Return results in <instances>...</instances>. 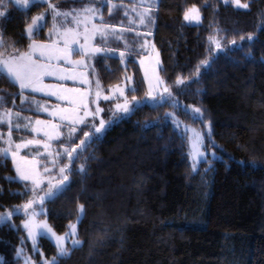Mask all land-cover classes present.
Returning a JSON list of instances; mask_svg holds the SVG:
<instances>
[{
    "label": "trees",
    "instance_id": "1",
    "mask_svg": "<svg viewBox=\"0 0 264 264\" xmlns=\"http://www.w3.org/2000/svg\"><path fill=\"white\" fill-rule=\"evenodd\" d=\"M56 1L76 8L100 0ZM242 1L247 8L223 0H158L153 42L174 101L137 104L71 162L63 159L68 190L45 201L46 214L59 233L79 216L82 243L53 264H264V0ZM46 6H8L0 19V53L28 47L26 27ZM191 6L202 13V24L184 20ZM120 16L105 22H119ZM127 61L98 55L96 73L112 86L130 69L143 95L140 63ZM177 77L187 79L177 86ZM21 93L17 84L0 79V110L21 111ZM174 105L178 115L203 127L206 148L215 149L217 158L193 168L186 134L166 115ZM189 107L199 108L200 118ZM83 133L74 141L80 143ZM15 176L12 160L0 155L2 211L29 195ZM24 218L16 213L0 221V264L22 263L16 254L26 237ZM39 245L47 257L57 253L49 238L41 237Z\"/></svg>",
    "mask_w": 264,
    "mask_h": 264
},
{
    "label": "rangeland",
    "instance_id": "2",
    "mask_svg": "<svg viewBox=\"0 0 264 264\" xmlns=\"http://www.w3.org/2000/svg\"><path fill=\"white\" fill-rule=\"evenodd\" d=\"M48 2L54 4L56 6V9L61 12H69L75 9L76 12L73 14L76 15L78 13L77 19L79 21L84 22L80 23L79 26L73 23H66L63 16H58L56 20L53 21V12L51 9H49L48 3H46L47 6L41 9V11H38L32 18L34 19L40 14H43L45 17V19L40 22L43 25L42 28L39 31L35 32L31 39L29 38V42L32 43V41L34 40L37 44L55 45V47L57 48H63L64 42L62 39V33L64 32L65 27L76 29V31L79 33L77 37L79 42L71 45V47L76 51H73L68 57V59L72 62L82 60L84 63H69L64 59L55 58L51 60H48L47 58L41 59V63L48 64L51 66L50 70L53 73L52 75H45L43 77V84L48 87L45 88L44 91L37 92H33L30 89L21 90L24 92L22 94L21 100L23 103H26L25 106H22L21 111L0 110V121H3L0 122V124L5 127L0 128V153H3L4 149H9L6 155H0L10 158L13 162V168L16 169L18 164L22 171H30L33 168V164L28 162L35 161V170L40 174L41 178L43 179V183L41 184L40 188L36 189L37 196L44 195L45 191L48 188L49 180H51V182L55 184L59 179H61L59 169L66 165L67 160L63 161V159L68 157L67 154L64 152V149L76 147V145L79 144L77 143V141H74L76 135L78 134V131H80L81 129L83 130V132L94 131V129L91 128L92 123H95L98 127L101 119L106 122L111 121V123H106L105 128L102 129L100 133H97L95 136H93L92 139L94 137H101L105 132L104 130L108 128L111 124H113L115 120L119 118V116L126 115L125 113L118 111L115 107L117 103L123 104L124 102V97L121 96L119 92L115 91V88L117 86L124 89V95L128 97L129 101H132L133 95L136 96L137 100L132 101L129 105L132 110L139 103L150 102L152 104H159L160 102L165 100L174 101L172 95L168 96L166 93H164V99H160V95L161 93H163V87L167 86L166 84L162 85L159 89L153 87L152 95L155 96L156 99H150L146 95V93L149 91V83L155 86L156 76L162 78L160 71L162 63V60L160 58V51L158 48H156L153 42V34L156 28L154 12L159 4L158 0H149L148 3H144L143 0H100L98 2L95 1L89 3L87 4V6H78L76 8H68L66 6H61V4H59L56 0H48ZM241 3L247 2H243L241 0ZM10 4L14 3L10 2V0H0V12H4V15H6L9 11L8 6ZM33 4H35L33 3V0H29V7H19L29 9L30 6H32ZM105 4H109L108 10H106ZM112 5H116L117 7L113 8ZM88 7L97 9V12L93 14L85 13L82 11V9ZM133 7H135V11H133ZM148 7H151L150 15L152 19L149 20L148 18H146L145 23L141 24L139 14L143 13L145 8ZM195 7L198 8L197 6ZM110 9L111 15L121 14L119 22L111 24L105 22V19L108 18V16H111L109 15ZM125 13H127V15H125ZM1 17L2 16H0V19ZM85 17H89V19L85 21ZM200 17V22H193V24H202L203 15L201 12ZM69 20H71V17H69ZM54 24L55 28L53 27ZM93 25H95L96 28L100 29L101 31H93ZM85 28H87V32H85ZM85 36L88 37L87 42H85ZM0 39H2L1 35ZM80 45H85L86 52H90L91 49L96 48H99L102 51L100 53H96L95 55H80L77 54L80 49ZM28 51L29 47L20 50L14 49L9 52L0 53V59H8L12 55H19ZM120 52L125 53V57L123 59L124 64L127 65L129 63L127 60L131 59L132 57L134 60L136 59L140 63L141 72H143V78L147 88L146 92L143 95H139L136 92L137 84H135L134 72H132L130 69L126 70V74L123 81L115 83L112 86L104 85L101 82L98 74L96 73V56L101 54L119 56ZM38 57L39 53L37 52L36 54H34L33 58L37 59ZM141 62H143V66ZM146 70L148 76L147 79H145ZM61 76H73L75 78L60 79ZM126 77H131L132 79L129 81L126 79ZM84 78L87 79V83H81V80H83ZM97 81H99V88H97ZM67 89H79L81 92L89 91V109L93 112L95 111L97 106L103 109V111L100 112L97 116L87 117V124L75 125L78 130L73 135L71 140H69L68 138V121H61L59 118L61 114L59 113V109L71 108L74 106L69 103V99L74 98L75 93L65 91ZM97 91L101 93L99 99L96 98ZM50 92H54L56 94H46ZM103 96H112L113 98L105 100L103 99ZM63 97H67V99ZM93 101H95V103H93ZM174 107L175 108H172V110L167 111L166 115L175 128L179 129L180 131H183L186 134L189 142V159L190 162H192V165L194 161L192 156L193 147L191 138L194 136V133H200V135L202 136V144L199 146V150L204 155L196 156L195 169L197 168L200 162L208 160L209 158H217L219 154L215 149L206 148V138L203 127H201L200 124H195L194 122L187 120L185 117L178 115L177 108L180 107L176 105H174ZM45 108L47 109V111L43 110ZM192 109L193 107H189V110L192 111ZM8 112H11L10 116L6 115V113ZM34 112L38 114H33ZM80 115H83V109H81ZM37 120H40L44 123L37 125L35 123ZM53 124L60 125L59 132L61 133V136L59 139L49 140L48 136L45 135V132H47L49 136L55 135V132L51 127V125ZM17 125H19V127H17ZM25 125H27V127H25ZM32 128H38L40 129V131L34 132L32 131ZM9 131H11L10 136ZM82 139H84V136L81 138V140ZM29 140H39L41 141V143L29 144L27 147L22 146L18 150L16 162L14 163L12 154L17 152L16 145H23ZM45 143L49 144V148L47 150L44 148ZM49 153H51V155H49ZM57 153H60V155H56ZM45 168H48L49 171L45 172ZM15 177L20 180L17 171ZM23 182L26 185V190L29 192V195L27 196L24 202L16 205L14 208L5 209L4 211L0 210V217H5L0 221L10 219L16 213H21L25 215V218L22 221V226H24L25 223L29 220V215L25 214V210L22 206L27 203L28 200L33 199V185L31 181ZM48 199H45L42 205L38 203L33 204V208L37 213H39V215L34 218L35 222L39 223L41 221H46L47 224L56 232L57 235H64L65 233H68L70 231L69 227L66 231L59 233L56 231L54 226L49 223L48 214H46L47 210L45 206V201ZM28 211L30 213L31 209H29ZM8 213H12V215L8 217ZM77 223L78 220H75L73 221V223H70V225H76V234L75 236H69V238L64 243L65 248L69 249V251L71 248H73L72 240L78 239L81 241V239L77 235ZM25 231V240L18 246L16 254V256L21 259V264H45L46 261L49 262V264H53L57 261V257H61L58 255V249L57 253L52 255V257H47L45 255L44 248L39 245L41 237L37 236L34 245L32 238L28 234V229L25 228ZM49 239L52 240L56 246L55 240L50 237ZM54 257L56 258L55 261H53ZM0 263H3V256L1 254Z\"/></svg>",
    "mask_w": 264,
    "mask_h": 264
},
{
    "label": "snow or ice",
    "instance_id": "3",
    "mask_svg": "<svg viewBox=\"0 0 264 264\" xmlns=\"http://www.w3.org/2000/svg\"><path fill=\"white\" fill-rule=\"evenodd\" d=\"M10 2L14 3L17 6H22L24 8L29 7V0H10ZM144 3H148L149 0H143ZM225 4L232 3L236 7L239 8H247L248 4L247 3H241V0H223ZM33 3H48L49 9L52 10L53 16L52 19L53 21L56 20L58 16H63L64 20L66 23H73L79 26L80 23L84 21H79L77 19V15H74L73 13L76 12L75 9L69 11V12H61L56 9V6L54 4H51L48 2V0H33ZM6 6V5H5ZM113 8L117 7L116 5H112ZM83 12L85 13H93L95 14L97 12V9L94 8H84L82 9ZM133 11H135V7H133ZM151 7L145 8L144 12L139 14L140 15V23L144 24L145 19L148 18L151 20ZM109 15H111V9L109 10ZM127 15V13H125ZM0 16H4V12H0ZM69 17H71V20H69ZM45 19L43 14L38 15L32 20V23L27 27L26 32L27 36L31 39L34 35L35 32L39 31L42 28V24L40 23ZM89 17H85V21H87ZM200 10L196 8L195 6L187 9L184 13V20L189 22V23H199L200 22ZM55 28V24L53 25ZM130 30V29H129ZM93 31H101L100 29H97L95 25H93ZM85 32H87V28H85ZM115 32V29H114ZM79 33L76 31V29L70 28V27H65L64 32L62 33V39L64 42V47L63 48H57L55 45H48V44H37L34 40L32 43L29 44V51L26 53H21L19 55H12L8 59H0V79H7L10 81L12 84H18L20 89H30L33 92L37 91H44L45 88L48 86L43 84V77L45 75H52L51 66L48 64L41 63L40 60L47 58L48 60H51L53 58L55 59H64L69 63H75V64H83L84 62L81 61H76L72 62L68 59V57L71 55L73 51H76L71 47L72 44L78 43V37ZM253 37L249 35L247 39L251 40ZM88 37L85 36V42H87ZM210 39H213L210 37ZM241 39H244V37H241ZM215 42V41H214ZM217 47L219 48L220 45L218 42ZM232 43H235L233 40ZM4 45L3 39H0V47ZM102 50L99 48L96 49H91L90 52L85 51V45H80V49L77 54L80 55H95L96 53H100ZM39 53V57L37 59H34L33 56L36 53ZM119 56L121 58V61L123 62V59L125 57L124 52H120ZM203 65H206L208 61H202L201 62ZM143 66V62H141ZM199 72V66L197 69V74ZM83 75V74H81ZM75 77L73 76H61L60 79H74ZM147 70L145 72V79H147ZM127 80H131V77H126ZM185 79L187 78H181L177 77L175 83L177 86L184 84ZM87 79L84 78L81 80V83H87ZM162 85H165V82L162 78L159 76H156V83L155 86H153L151 83H149V91L146 93V95L150 99H156L155 96L152 95V90L153 87L159 89ZM97 88H99V81H97ZM67 92L75 93L74 98L69 99V103L74 105L71 108H65V109H59L60 120L61 121H68L69 124V134L68 138L69 140L72 139L73 135L77 132V127L75 125H84L87 124V117L89 116H97L100 112L103 111V109L97 108L93 112L92 110L89 109V101H88V96L90 94L89 91H84L81 92L79 89H67L65 90ZM116 92H119L121 96L124 97V102L123 104L117 103L116 104V109L118 111H121L125 114H128L132 112V108L129 106L132 101H136L137 98L135 95L132 96V101L128 100V97L124 95V89L117 86L115 88ZM134 91V89H133ZM164 93H166L168 96H171L172 93L170 91L169 86H164L163 87V93L160 95V99H164ZM22 94V93H21ZM50 95H55L56 93L50 92L46 93ZM101 96V93L99 91L96 92V98L99 99ZM66 98L67 97H63ZM112 96H103V99L109 100L112 99ZM0 100H3V97L0 96ZM95 103V101H93ZM81 109H83V115H80ZM47 111V109H43ZM192 113L194 118H199L201 115V110L199 108H193ZM53 114V113H50ZM6 115L10 116L11 112L6 113ZM18 115V114H17ZM172 115V114H168ZM3 122V121H0ZM37 125H40L44 122L37 120L35 122ZM106 123H111V121H104L103 119L100 120L99 126L97 127L95 123H92L91 128L94 129V131H87L83 133L84 139L80 141L76 147L72 148H65L64 152L67 154L69 161L71 162L72 159L74 158L73 154L77 153L78 149H81L88 141L92 139L93 136H95L97 133H100L102 129L105 128ZM19 127V125H17ZM27 127V125H25ZM52 129L55 132V135L49 136L47 132H45V135L48 136V139H59L61 136V133L59 132L60 125L53 124L51 125ZM32 131L38 132L40 129L38 128H32ZM194 131V130H193ZM11 135V131H9V136ZM192 141V147H193V168L195 169V160L196 156L200 155L203 156L204 154L200 152L199 146L202 144V136L200 133H194V136L191 138ZM39 144L41 141L39 140H29L25 144L16 145L17 152L13 153V161L14 163L16 162V157L18 155V150L23 146L27 147L29 144ZM44 148L47 150L49 148V144L45 143ZM9 149H4L3 155H6L8 153ZM51 155V153H49ZM56 155H60V153H57ZM28 163L33 164V168L30 171H22L20 166L17 164L16 171L19 176L20 180L23 181H31L33 188H32V193H33V199L28 200L27 203H25L22 207L25 210V214L29 215V220L25 223L24 227L28 229V234L33 240V244L35 245L36 238L37 236L45 237V238H53L56 242V247L58 249V255L59 256H66L69 254V249L65 248L64 243L65 241L69 238V236H75L76 234V225L71 224L69 225L70 231L68 233H65L64 235H57L56 232L47 224L46 221H41L39 223H36L34 218L39 215L33 208V204H43L45 199L51 198L55 196L58 192H63L65 190H68V180L69 177L66 174L68 170V165H65L59 169L61 179H59L55 184L49 180L48 182V188L45 191L43 196H37L36 189L40 188L41 184L43 183V179L41 178L40 174L35 170V161H31ZM55 163V161H54ZM45 172L49 171L48 168L44 169ZM79 172L83 173L85 171L84 165H81L80 168L78 169ZM29 209H31V212L29 213ZM84 211V206L80 205L79 206V212L82 214ZM8 217L12 215V213L7 214ZM5 217H0V220L4 219ZM79 216L77 217V220H79ZM81 244V241L78 239L72 240V245L73 247H77ZM55 257L53 258V261H55ZM45 264H49V262H45Z\"/></svg>",
    "mask_w": 264,
    "mask_h": 264
}]
</instances>
